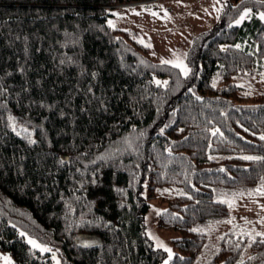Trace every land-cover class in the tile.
Here are the masks:
<instances>
[{"label": "trees", "instance_id": "obj_1", "mask_svg": "<svg viewBox=\"0 0 264 264\" xmlns=\"http://www.w3.org/2000/svg\"><path fill=\"white\" fill-rule=\"evenodd\" d=\"M142 1L0 0V250L15 264H53L25 234L61 264H163L144 216L172 185L157 222L180 232L168 264H197L208 233L193 229L230 215L225 194L261 184L264 160L241 157H264V92L234 76L264 75V0H230L193 41L187 77L109 24ZM242 233L225 232L204 264H254L264 238Z\"/></svg>", "mask_w": 264, "mask_h": 264}, {"label": "rangeland", "instance_id": "obj_2", "mask_svg": "<svg viewBox=\"0 0 264 264\" xmlns=\"http://www.w3.org/2000/svg\"><path fill=\"white\" fill-rule=\"evenodd\" d=\"M229 1L148 0L121 4L111 9L112 14L109 16L108 22L111 21V25L129 31L138 41H143V44L150 45L146 54L153 60L160 62L172 61V64L182 61L190 69L187 54L193 41L201 33L210 30L220 20L221 14ZM246 10H250L249 14L251 13L250 8L245 9L240 17L234 20V24H242L249 16L247 15L241 20ZM153 12L157 15H152ZM261 13H264V11H260V15ZM237 20L241 22L237 24ZM212 81L215 84H220V75L215 74ZM234 81L245 93L264 92V75L261 70H256L253 74L248 75H235ZM248 192L249 190L232 191L222 196L223 199L229 201L234 198L235 206L231 208L230 215L222 220L210 221L204 227L198 228L208 233V242L206 250L200 253L197 264L205 263L208 258V251L217 245L225 232L234 230L235 232L251 233L253 237L256 236V233H264V224L260 223V220L264 218V196L259 194L249 196ZM178 193L179 190L175 185L158 188L155 197L149 198L150 205L144 216L145 232L152 239L153 237L156 238L153 239L156 246H158V243H163L171 249L172 257L178 252L174 239L180 236V232L161 228L157 222L158 213L167 204L163 198L172 197ZM240 193H244V195L240 196ZM246 220L249 223H246ZM227 221H231V223ZM25 237L27 241L35 239L42 246L50 248L29 234H25ZM78 242L84 246H92L100 244L101 240L95 235H81ZM50 253L52 259L55 255L53 264H56V261L61 264L58 251L52 249ZM248 253L249 251H247V255ZM254 257V264H264V249L254 254ZM5 258H8L11 264H15L8 251L0 250V264H6ZM167 259L168 253L164 261Z\"/></svg>", "mask_w": 264, "mask_h": 264}, {"label": "snow or ice", "instance_id": "obj_3", "mask_svg": "<svg viewBox=\"0 0 264 264\" xmlns=\"http://www.w3.org/2000/svg\"><path fill=\"white\" fill-rule=\"evenodd\" d=\"M249 11L250 10H246L244 13V16L241 17V20L244 19L245 16L249 15ZM138 14V13H137ZM152 15H157V13H151ZM260 18L262 20H264V13H261ZM241 21L237 20L236 23L239 24ZM109 24L111 25V21H109ZM141 43H143V41H139ZM146 46H150V45H146ZM237 47H239V45H237ZM162 63H173L172 61H162ZM175 67L181 68L183 74L185 77H187L189 75L190 69L183 64L182 61H178L174 64ZM157 85H167V81H156ZM242 86V85H241ZM213 87H215V85L213 84ZM12 122H13V130L15 131V121L14 118H11ZM24 131H27V129H23ZM161 132H163V129H161ZM218 132V130H217ZM19 135V133H17ZM214 135L216 133H213ZM260 139L264 140V136H261ZM32 143H35V141H31ZM244 160H264V157H257V156H243L241 157ZM253 194H259L261 196H264V177L261 178V184L259 187H257L254 190H249L248 195L251 196ZM240 196H243L244 193H240ZM219 203H224V204H228V206L230 208L235 206V202H234V198L232 201H229L227 199H222L218 201ZM159 214V213H158ZM246 219V218H245ZM228 223H231V221H227ZM246 223H249V221L246 220ZM260 223L264 224V218H262L260 220ZM193 231H199V229H193ZM243 235L248 236L252 242H255L254 237L252 236L251 233H242ZM21 235L23 236L24 233H21ZM256 236H260L262 238H264V233H256ZM153 239H156L155 237H153ZM261 242H264V239H262ZM28 243L32 246L33 249H39L41 252H51L52 249L46 247V246H42V244L38 243L35 239H29ZM88 245H85V247H87ZM158 246L163 248L165 252L168 253V259L164 261V264H168L169 260L172 259L173 253L171 251V249L167 248L163 243H158ZM250 246V245H249ZM53 259H55V255H53ZM6 260V264H11V261L8 260V258H5ZM56 264H59V261H56ZM240 264H243V261L240 262Z\"/></svg>", "mask_w": 264, "mask_h": 264}]
</instances>
